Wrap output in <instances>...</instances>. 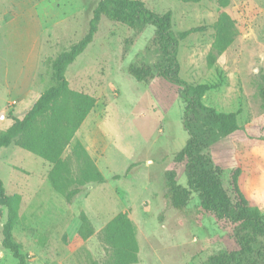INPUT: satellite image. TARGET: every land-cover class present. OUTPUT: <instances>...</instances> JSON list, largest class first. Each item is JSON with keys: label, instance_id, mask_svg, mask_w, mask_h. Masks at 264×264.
<instances>
[{"label": "rangeland", "instance_id": "1", "mask_svg": "<svg viewBox=\"0 0 264 264\" xmlns=\"http://www.w3.org/2000/svg\"><path fill=\"white\" fill-rule=\"evenodd\" d=\"M98 1L0 0V132L13 122L9 113L22 116L53 83L52 61L87 33ZM143 1L157 12L170 10L175 31L202 27L179 42V76L190 83L223 80L201 100L216 111L236 112L239 129L214 143L211 154L221 167L242 169L245 193L264 214V106L258 88L264 77V0H228L224 6L219 0ZM221 12L234 21L235 36L210 65L212 24ZM153 34L152 25L134 34L102 16L91 43L65 70L70 89L95 98L74 138L105 182L87 184L69 202L52 188L49 162L13 143L0 148V179L18 208L12 237L21 244L26 264L102 263L110 248L100 230L118 212H127L137 227L135 264H203L213 253L236 247L230 231L200 213L196 193L181 210L166 197L164 171L188 137L184 105L176 85L161 77L137 81L127 72ZM149 60L156 61V55ZM70 165L75 173L76 165ZM177 181L186 184L185 175ZM81 212L94 228L84 240L78 234ZM6 216L0 205V264H16L2 246Z\"/></svg>", "mask_w": 264, "mask_h": 264}, {"label": "trees", "instance_id": "2", "mask_svg": "<svg viewBox=\"0 0 264 264\" xmlns=\"http://www.w3.org/2000/svg\"><path fill=\"white\" fill-rule=\"evenodd\" d=\"M219 2L224 6L228 0ZM102 16L126 25L134 34L147 25L154 27L146 52L137 62L128 64L127 72L137 81L147 83L154 77H161L176 85L177 95L184 105L182 125L188 137L184 146L173 156L171 167L164 171L166 197L172 207L181 210L187 205L191 194L196 193L200 213L211 216L221 230L230 231L236 245L234 249H221L213 253L203 264H264V214L245 193L242 169L239 166L221 167L215 163L210 150L214 143L239 129L236 112L216 111L202 103L204 94L219 87L223 80L190 83L179 76V42L202 27L173 30L170 10L157 12L147 7L143 0H99L93 9L87 33L52 61L53 83L38 95L22 116L9 113L13 122L0 132V148L13 143L49 162L52 166L48 180L52 188L64 194L69 202L87 184L105 182L81 141L74 138V133L93 108L95 98L70 89L65 76L67 66L91 43ZM212 27L214 40L206 56L210 65L235 36L234 21L226 12L219 14ZM129 43L127 40L126 47ZM151 55H156L157 60L150 62ZM258 88L264 106L263 76ZM68 145H71L70 154L63 156ZM71 163L76 165L75 173L71 172ZM180 165L182 170H178ZM182 174L186 178L184 185L177 181ZM0 205L7 209L2 225V246L12 253L16 264H26L27 256L22 252L21 244L12 237L18 208L6 194L1 179ZM80 217L78 234L84 240L93 234L94 228L84 212L80 213ZM100 232L103 242L110 248V256L102 263L90 260L86 264L138 262L137 227L127 212L115 214Z\"/></svg>", "mask_w": 264, "mask_h": 264}]
</instances>
